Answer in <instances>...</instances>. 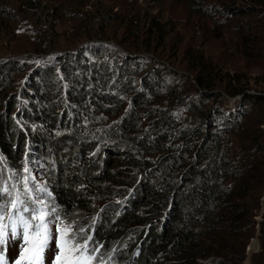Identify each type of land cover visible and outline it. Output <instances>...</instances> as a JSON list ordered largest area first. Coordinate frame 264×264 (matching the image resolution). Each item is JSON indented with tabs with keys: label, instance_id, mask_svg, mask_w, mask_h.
I'll use <instances>...</instances> for the list:
<instances>
[{
	"label": "trees",
	"instance_id": "trees-1",
	"mask_svg": "<svg viewBox=\"0 0 264 264\" xmlns=\"http://www.w3.org/2000/svg\"><path fill=\"white\" fill-rule=\"evenodd\" d=\"M184 1L199 16L221 12L225 29L245 26L222 57L185 51L193 83L157 63L170 30L155 17L144 40L129 30L132 53L96 43L44 68H0V156L19 165L29 144L52 155L59 213L91 216L87 245L117 264H231L254 230L264 147L243 128L252 105L264 107L249 77L264 66V0Z\"/></svg>",
	"mask_w": 264,
	"mask_h": 264
},
{
	"label": "rangeland",
	"instance_id": "rangeland-1",
	"mask_svg": "<svg viewBox=\"0 0 264 264\" xmlns=\"http://www.w3.org/2000/svg\"><path fill=\"white\" fill-rule=\"evenodd\" d=\"M27 5L10 0L9 18L0 21V68L9 67L10 63L15 67L44 68L55 54L86 49L96 43L110 46L118 53H132L134 51L126 41L129 30H136L142 41L146 36L148 19L155 17L170 30L169 38L158 52L159 59L155 58L157 63L165 70L188 77L193 83L192 76L185 70V51H203L215 59L222 57L224 45L238 42L239 33L245 29V26L239 30L236 26L225 29L221 12L199 16L184 0H31ZM255 55L263 60L260 54ZM28 74L27 70L17 73L14 84L23 87ZM249 77L253 79L254 87L264 88L261 80L264 79L263 65L252 68ZM17 98L21 99L20 96ZM5 106L1 107L3 111ZM251 115L252 124L247 123L243 130L249 134L254 132L258 145L264 147V107L252 105ZM51 156L38 152L30 144L25 147L19 165L0 156V198L17 205L15 209H11L12 204L5 208L6 214L0 220V226L8 225L10 230L12 220H15L19 231L20 217L27 219L43 214L50 236L54 237L49 239L39 263L23 259L20 264H57L54 258L58 254L62 256L59 264H117L109 254L87 245L91 216L86 213H59L47 182ZM258 160L264 166V153L259 154ZM257 181L260 190L248 203L255 221L254 230L245 248H237L239 254H243L241 261L233 258L231 264H255L264 256V170ZM3 201L1 205L5 203ZM24 208L28 211L25 212ZM53 208L55 212H52ZM29 222L33 225L41 223L39 220ZM64 229H67L66 235ZM34 245L35 241L26 243L23 238L7 239V243L0 245V264H15L21 256L34 255ZM77 247L78 251L70 250ZM25 248L29 249L27 253Z\"/></svg>",
	"mask_w": 264,
	"mask_h": 264
},
{
	"label": "snow or ice",
	"instance_id": "snow-or-ice-1",
	"mask_svg": "<svg viewBox=\"0 0 264 264\" xmlns=\"http://www.w3.org/2000/svg\"><path fill=\"white\" fill-rule=\"evenodd\" d=\"M12 208H16L17 205L15 202H12ZM7 205H0V220L3 219V215L5 213V208ZM24 211L27 212L28 208H24ZM35 212L36 210L33 209ZM52 212H55V208L52 209ZM10 220H12L11 217H9ZM30 220H39L41 223L33 225L30 223ZM45 217L43 214H40L38 216H31L27 219L24 217L19 218V224H20V230L17 231L16 228V221L12 220V226L9 230L8 225L0 226V245L7 243V239L10 238H23L26 243L35 241L34 248L32 249L34 252L33 256H21L20 259H18L15 264H20V260L27 259L29 261H39L41 259V254L43 253L44 249L47 247L49 239L54 238L50 236V232L48 229V224L44 223ZM51 223V221H49ZM60 231V229H57ZM64 234L66 235L67 229L63 230ZM65 244L68 242L65 241ZM71 251H78L79 248L71 249ZM29 251L28 248L24 249V252L27 253ZM55 261L57 264H59V261L62 259L61 255H57L55 258Z\"/></svg>",
	"mask_w": 264,
	"mask_h": 264
}]
</instances>
